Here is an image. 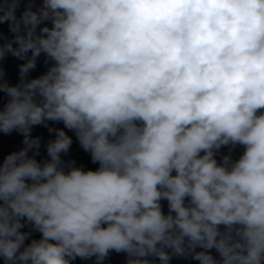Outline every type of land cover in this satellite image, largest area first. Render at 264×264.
I'll list each match as a JSON object with an SVG mask.
<instances>
[{
  "label": "clouds",
  "instance_id": "clouds-1",
  "mask_svg": "<svg viewBox=\"0 0 264 264\" xmlns=\"http://www.w3.org/2000/svg\"><path fill=\"white\" fill-rule=\"evenodd\" d=\"M34 4L0 0V61H24L15 85L0 69V133L24 145L0 162L3 264H264V0ZM64 129L95 170L62 158Z\"/></svg>",
  "mask_w": 264,
  "mask_h": 264
},
{
  "label": "built area",
  "instance_id": "built-area-1",
  "mask_svg": "<svg viewBox=\"0 0 264 264\" xmlns=\"http://www.w3.org/2000/svg\"><path fill=\"white\" fill-rule=\"evenodd\" d=\"M28 2V0H20V7L17 9L16 15L19 17V15L25 10V5ZM42 0H35V4L33 7V10L37 6L40 5ZM49 27L51 26L50 22H45ZM43 25H41L42 27ZM7 33H8V39H10L14 34L9 31V26L7 23ZM39 31V28H38ZM15 46V45H14ZM30 55V53H29ZM45 56L41 54L40 57L37 59V66L34 70H32L29 73V78H36L39 77L41 74L47 71V68L49 65L45 64ZM24 63V61L19 60L15 57H13L11 54H9L4 60L0 61V69H2L5 73L4 79L7 80V82L11 85H15L18 83L19 80V66ZM8 97L4 93H0V109H2L4 103H6ZM49 127L53 128H63L62 123H54L49 122ZM64 131L69 135L73 143L70 147L69 152L65 155L62 154V158L64 160H75L77 167H83L85 170H95L99 165L94 164L91 160V157L89 153L85 152L79 145V142L77 141L74 133L68 129H64ZM31 135L33 137H40L41 138V147L39 150V155H37L35 158L38 161H42L45 159H48L47 152H46V145L49 140L55 138V133H50L48 131V128L44 127L43 125L34 126L32 129ZM23 136L20 135L17 132H12L9 135H5L3 133H0V162H2L3 158L14 151H19L24 145L22 143ZM243 152L242 146H236L235 148L231 149L229 146H223L219 153L216 156V159L218 162L221 160L223 155L231 154L233 159H238L239 156ZM29 155H32V153H29ZM162 203V210L165 214L168 212V205L167 201L164 200ZM22 231H29L28 226H26ZM27 244V241L25 242ZM199 251V249H197ZM211 254L219 259V254L213 249L210 250ZM0 264H3V260L0 259ZM72 264H95V258L88 259V260H82L80 258H77L75 261L72 262ZM103 264H127V257L125 253H116L115 251L110 252L109 256L105 259ZM155 264H159L158 260L155 262ZM170 264H199L198 261L191 258V256L188 257H173L170 261Z\"/></svg>",
  "mask_w": 264,
  "mask_h": 264
},
{
  "label": "trees",
  "instance_id": "trees-1",
  "mask_svg": "<svg viewBox=\"0 0 264 264\" xmlns=\"http://www.w3.org/2000/svg\"><path fill=\"white\" fill-rule=\"evenodd\" d=\"M7 22L0 24V34H2V38H0V43L3 42V38H8V33H7ZM40 238V237H39ZM39 238H32L29 237L27 240V243H30L31 239H39Z\"/></svg>",
  "mask_w": 264,
  "mask_h": 264
},
{
  "label": "rangeland",
  "instance_id": "rangeland-1",
  "mask_svg": "<svg viewBox=\"0 0 264 264\" xmlns=\"http://www.w3.org/2000/svg\"><path fill=\"white\" fill-rule=\"evenodd\" d=\"M40 236H41V234L39 232L33 231L30 237H32V238H39Z\"/></svg>",
  "mask_w": 264,
  "mask_h": 264
}]
</instances>
